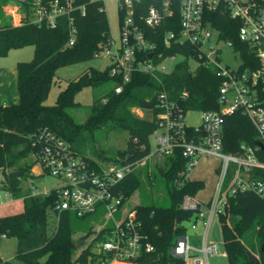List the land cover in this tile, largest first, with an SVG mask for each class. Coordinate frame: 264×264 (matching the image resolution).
Here are the masks:
<instances>
[{
	"label": "trees",
	"instance_id": "16d2710c",
	"mask_svg": "<svg viewBox=\"0 0 264 264\" xmlns=\"http://www.w3.org/2000/svg\"><path fill=\"white\" fill-rule=\"evenodd\" d=\"M52 1L42 0V3L48 5ZM10 2L16 3L22 13L19 25H14L5 14L3 7ZM152 4V0H142L137 6L136 18L145 15ZM75 6H85L86 15H82L81 10H74L70 15L58 17L56 27L51 28L46 20L33 22L35 0H0V60L12 49L26 45L35 48L32 61L17 65L19 103L0 106V191L24 200L21 213L0 217V240L12 237L18 241L24 240L34 230H46L52 213L57 217L53 235L46 237L42 246L18 253L13 260L3 261L0 258L3 264H102L105 258L96 253V244L106 239L112 225L108 224L98 232L88 247L76 256L75 237L80 232H84L86 239L90 237L93 227L89 226L95 214L78 217L73 212L57 210V189L45 195L25 190L24 181L28 176H33V168L38 163L39 132H52L97 167L101 163L136 167L151 154L150 138L157 128V92L164 89L172 99H179L183 92H189L185 106L188 111L220 108L219 91L223 79L218 71L202 65L192 73L187 59L193 53L192 47L174 44L167 48L164 45L166 32L178 29L180 24V2L172 4L174 19L166 20L156 29L144 27L148 40L157 46L156 54L162 53L165 58H184L174 65L170 73L160 76L162 84L142 73L133 74L130 82L123 83L122 78L111 75L110 66L103 71L91 67L68 83L54 105H46L58 69L99 58V53L108 46L112 37L102 2L75 0ZM213 23L222 30L226 40L234 42L246 65H249L252 54L237 37L239 23L228 15H216ZM72 28L76 34L74 45L70 46ZM119 85L123 86V91L116 94L115 88ZM85 87L100 90L103 95L95 99L89 116L81 125L70 110L80 105L75 97ZM103 100H107L106 103ZM145 101L154 107L151 110L143 109L151 112V115L136 116L132 109L142 108ZM106 125L124 127L130 137L127 148L114 156L96 155L99 162L82 153L76 143L82 131L92 133ZM259 142L258 132L248 117L240 111L226 117L223 132L225 153L236 155L242 144L256 147ZM257 157L264 162V149L257 152ZM139 167L117 186V192L125 194L127 200L139 190L144 175L146 181H152L150 171L143 172ZM157 171L169 195L170 205L143 201L130 209L137 212L145 234L155 246L153 253L142 255L134 264H182V260L172 255V248L179 238L186 235L187 223L193 219V213L181 209L180 203L186 195L197 196L205 185L202 181L185 176L186 160L181 154L164 157V165ZM250 174L253 180L264 182L263 169L254 168ZM219 220L228 264H264V198L253 191L239 192L230 198L226 214L220 216ZM249 254L255 256L254 262Z\"/></svg>",
	"mask_w": 264,
	"mask_h": 264
},
{
	"label": "built area",
	"instance_id": "2783aa9c",
	"mask_svg": "<svg viewBox=\"0 0 264 264\" xmlns=\"http://www.w3.org/2000/svg\"><path fill=\"white\" fill-rule=\"evenodd\" d=\"M98 1L106 9V0ZM152 1L146 14L136 18L137 6L142 0H118L120 36L118 39L112 36L99 57L104 56L111 61V75L122 78L123 83L130 82L135 73L150 75L161 83L160 76L174 69V66L168 68L165 63L175 56L165 58L162 53L156 54L157 46L148 40L144 27L156 29L166 20L174 19L172 4L180 2V24L178 29L166 32L165 47L171 48L174 44L192 47L193 53L187 57L189 67L192 61L198 66L195 70L190 67V71L195 73L202 65L211 66L223 79L218 110L188 111L185 106L189 92H183L179 99L170 98L164 89L157 92V128L151 136L157 147L155 155H182L186 160L187 178L203 158L220 159L218 182L210 200L203 202L192 195L183 197L180 208L192 212L193 219L187 223L186 235L179 238L172 248V255L182 260V264H210V259L219 256L221 251L220 244L210 240V231L214 220L226 214L230 198L244 191H253L264 198V182L253 180L250 174L254 168L264 170V162L257 157V152L264 149V0ZM8 6L4 11L12 12L13 21L17 19L21 24L22 13L11 11ZM77 9L86 15V7L75 6V0H54L48 5L42 0H35L33 22L46 20L51 28H55L58 17L70 15ZM216 15H228L239 23L237 37L252 54L249 65H246L234 42L226 40L222 30L214 25ZM75 34L72 28L70 46L74 45ZM214 36L217 42L232 47L240 57L241 65L237 69L223 66L219 50L214 47L215 59L206 53L205 48ZM122 91V85L115 88L116 94ZM106 101L103 100V103ZM141 110L143 108H135L138 114ZM237 111L250 119L260 142L256 147L242 144L239 154L235 155L224 152L223 132L226 117ZM192 113L196 114V124L188 122ZM37 137L40 142L38 163L42 174L62 183L57 189V210L70 211L78 217L100 214V221H106L103 227L113 223L106 239L96 244V253L105 257L102 264H134L142 255L155 251L137 212L126 210L125 194L117 192L119 183L153 156L152 148L149 157L136 167L112 163H101L97 167L52 132L41 131ZM116 213H121L118 220L114 216ZM198 233V243H195L193 238Z\"/></svg>",
	"mask_w": 264,
	"mask_h": 264
},
{
	"label": "rangeland",
	"instance_id": "374dc122",
	"mask_svg": "<svg viewBox=\"0 0 264 264\" xmlns=\"http://www.w3.org/2000/svg\"><path fill=\"white\" fill-rule=\"evenodd\" d=\"M8 8L15 13H19V6L10 2ZM105 8L107 11L109 25L111 29L112 36L118 39L120 36V19H119V7L118 0H106ZM6 11V10H5ZM7 18L12 21V12L6 11ZM18 24V20L14 21ZM218 51V55L221 57L223 66L228 65L230 68L237 69L241 65L240 57L235 53L232 47L227 46L222 42H217L216 37L212 39L211 43L205 48L207 54L215 59L216 55L212 48ZM35 48L33 45H26L20 48L12 49L6 57L0 60V69H3L4 73L7 72L8 79H11V69L17 67L19 62H30L34 59ZM184 58L182 56H176L174 59L165 63L168 68H172L175 64L181 62ZM111 65V61L102 56L96 58L92 61L75 64L67 67H62L58 69L55 77L54 84L52 86L46 105H54L59 94L67 87L68 83L73 79L77 78L87 69L93 67L99 70H105ZM198 64L195 61L190 62V67L192 70L197 68ZM13 70V69H12ZM14 79V78H13ZM109 88V87H108ZM103 94L100 90H93L92 87L83 88L75 97V100L80 105L70 110V114L74 117L77 123L83 125L91 112V106L93 105L96 98L101 97ZM133 113L139 117H148L151 112H146L141 110L139 114L132 109ZM189 124H196L197 117L195 113L190 114L188 118ZM129 131L121 126L112 127L110 125L102 126L96 129L92 133L84 132L80 134L77 140V146L82 151V153L96 159L101 162L99 157L96 156L99 153L103 156H114L118 151H123L128 146ZM152 154L153 156L146 160L145 164L139 167V170L143 172L146 170L150 171L153 178L151 182L144 179L142 185L138 191L130 197L125 208L132 209L140 202L155 203L157 205L169 206L170 199L167 190L162 182V177L157 170L164 165V157L155 155L157 147L155 144L154 137L150 138ZM220 165V159L217 157H205L201 160L199 165L195 167L189 175L191 180L202 181L204 183V188L199 191L197 198L203 202H208L213 195L216 185L218 182L217 169ZM142 172V173H143ZM33 176H28L24 181L25 190H31L33 194L45 195L48 194L53 189H58L62 183L48 175L42 174V169L39 163L36 164L34 170L32 171ZM24 209V200L12 199L10 194L5 191H0V217H5L9 215H14L21 213ZM115 218L118 220L121 218V213H116ZM92 232L90 237L86 239L84 232L77 233L76 235V256L80 252L88 247L92 238L100 232L106 223L105 220L100 221V214H96L91 217ZM57 217L54 213L51 214L49 218V225L45 229L40 228L34 230L28 238L18 241L16 238H2L0 240V258L3 261L13 260L16 254L25 252L44 244L46 237L53 235L56 229ZM112 225L113 223H109ZM88 228V230H89ZM210 240L212 242H217L220 244V255L210 259V264H228L227 256L225 255V249L223 246V235L219 217H217L212 225L210 231Z\"/></svg>",
	"mask_w": 264,
	"mask_h": 264
},
{
	"label": "crops",
	"instance_id": "0c3cea01",
	"mask_svg": "<svg viewBox=\"0 0 264 264\" xmlns=\"http://www.w3.org/2000/svg\"><path fill=\"white\" fill-rule=\"evenodd\" d=\"M9 4H7L6 6H8ZM6 6H4L3 8H5ZM5 14H6V12H5ZM11 22L14 25H19V24H16L13 20ZM12 69H11L10 73H11V77H12L11 80L13 82L9 81V79H8L9 76H8L7 72L4 73L3 69H0V106L14 105V104H18L20 101L19 91H18L17 67L12 68ZM34 168H33V170H34ZM125 209L130 210L127 208H125ZM200 231H201V229H199V232ZM198 235H199V233L197 235L196 234L194 235L193 240L195 243H198V238H199ZM45 241H46V239H45ZM225 255L227 256V254H225Z\"/></svg>",
	"mask_w": 264,
	"mask_h": 264
},
{
	"label": "water",
	"instance_id": "95a60500",
	"mask_svg": "<svg viewBox=\"0 0 264 264\" xmlns=\"http://www.w3.org/2000/svg\"><path fill=\"white\" fill-rule=\"evenodd\" d=\"M152 57V55H150V58ZM143 109H147V110H151L153 108V105L150 104L148 101H145L142 106ZM249 257L251 259L252 262H254L256 260L255 256L252 254H249Z\"/></svg>",
	"mask_w": 264,
	"mask_h": 264
},
{
	"label": "bare ground",
	"instance_id": "6f19581e",
	"mask_svg": "<svg viewBox=\"0 0 264 264\" xmlns=\"http://www.w3.org/2000/svg\"><path fill=\"white\" fill-rule=\"evenodd\" d=\"M114 264V263H113Z\"/></svg>",
	"mask_w": 264,
	"mask_h": 264
}]
</instances>
